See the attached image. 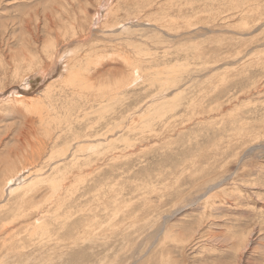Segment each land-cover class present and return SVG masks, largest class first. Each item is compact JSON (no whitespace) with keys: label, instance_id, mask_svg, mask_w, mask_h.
<instances>
[{"label":"rangeland","instance_id":"rangeland-1","mask_svg":"<svg viewBox=\"0 0 264 264\" xmlns=\"http://www.w3.org/2000/svg\"><path fill=\"white\" fill-rule=\"evenodd\" d=\"M0 202V264H264V0H0Z\"/></svg>","mask_w":264,"mask_h":264},{"label":"bare ground","instance_id":"bare-ground-1","mask_svg":"<svg viewBox=\"0 0 264 264\" xmlns=\"http://www.w3.org/2000/svg\"><path fill=\"white\" fill-rule=\"evenodd\" d=\"M111 1V0H110ZM108 4H110V3H107V2H104L103 3V5L101 6V8H99V11H102V12H104L105 13V15H104V13H102L101 12V21L103 20V17L104 16H106V19L104 20V22L105 23H108V20H109V18H110V16H115L116 15V13H117V11H118V4H116V5H112V6H108ZM108 6V7H107ZM65 13V15H67V17H70L71 15H76V13L74 12V11H72V10H70V12H64ZM79 20V19H78ZM129 22V21H128ZM187 22V21H186ZM190 22V21H189ZM189 22H188V24H189ZM186 24V23H185ZM127 24H123V25H120V27H118V30L120 29V28H125V26H126ZM187 25V24H186ZM112 27H114L113 25H111L110 26V28H112ZM187 28V27H186ZM117 30V29H116ZM112 31V30H111ZM119 32V31H118ZM112 33V32H111ZM122 33V32H121ZM66 48V47H65ZM64 49V48H63ZM79 50V49H78ZM66 51V50H65ZM80 51V50H79ZM74 53V52H73ZM76 53V52H75ZM64 55H66V52H64V53H62V54H55V56H54V58L52 59V61H51V64L53 65V68L51 69V70H48L47 71V73L48 74H46L47 76H49L54 70H55V68H56V66H58V69H60V72H59V74H58V76H62V80H64V79H66L67 80V82H68V85H71L72 86V84H75L76 82L77 83H79V82H82L83 80H79L78 81V79H79V72H75V71H73V72H70L69 71V69H66L67 68V65H68V63L70 62V61H65L64 63H61L62 61H61V59H63L64 57ZM77 55V54H76ZM73 58H74V56H75V54H73V55H71ZM72 58V59H73ZM72 59H71V61H72ZM58 63H60V65H61V68H60V66L58 65ZM72 64V63H71ZM78 66V65H77ZM73 67V66H72ZM74 68V67H73ZM34 69H30V71H33ZM42 72H44V70L42 71ZM73 73V74H72ZM72 74V75H71ZM138 80V78L135 80V81H137ZM118 84H121V82L120 81H117V82H115V85H118ZM129 85V84H128ZM128 85H126L125 87H122V88H127V86ZM114 87V86H113ZM129 87V86H128ZM164 87V86H163ZM79 88V87H78ZM82 88V87H81ZM80 88V89H81ZM121 88V89H122ZM115 89H117L116 90V92L117 91H119V90H121V89H119L118 90V88H115ZM115 89L112 91V90H110V91H106V94L105 95H109V96H111L110 94H113L114 95V91H115ZM84 90V89H83ZM84 92H85V90H84ZM84 92H83V94H84ZM88 92V91H87ZM115 92V93H116ZM82 94V95H83ZM113 97V96H112ZM111 97V98H112ZM117 97V96H116ZM84 98V97H83ZM90 98H92V97H90ZM89 98V99H90ZM36 98H34V100H35ZM32 100V99H31ZM171 110V109H170ZM148 115V114H147ZM141 117L143 118V116L141 115ZM145 117H146V115H145ZM141 118V119H142ZM122 124V123H121ZM140 126H141V124H140ZM138 128V127H137ZM88 137V136H87ZM84 138H85V136H84ZM145 139V138H144ZM103 142V141H102ZM148 143V142H147ZM85 144L87 145V146H85ZM89 144V142L86 140H81V139H79L78 141H77V143L75 144L76 146V150L78 151V149H80V151L82 152V151H84V150H86L87 148H88V146L90 145H88ZM126 144H128V143H126ZM111 146V145H110ZM127 146H129L130 147V145H127ZM137 146H138V144H137ZM125 148L126 149H128V147H126L125 146ZM139 149H140V147H139ZM87 151V150H86ZM89 151H91L90 152V155L91 154H93V153H97L98 151H96V150H92L91 148H90V146H89ZM114 157V156H113ZM112 157V158H113ZM66 160V159H65ZM14 178L15 177H12V179H10V181H8L6 184L8 185V186H6L4 189H6V190H8V194H10L11 193V191L12 190H15V189H19V188H17V187H14V188H12V184H14V182H15V180H14ZM17 178V177H16ZM14 180V181H13ZM19 180V179H18ZM17 179H16V181H18ZM20 185V184H19ZM22 185L24 186L25 185V181H23V183H22ZM20 187V186H19ZM11 189V190H10ZM4 200H6V194H5V199ZM3 202V201H2ZM2 202H0V205L2 204Z\"/></svg>","mask_w":264,"mask_h":264}]
</instances>
